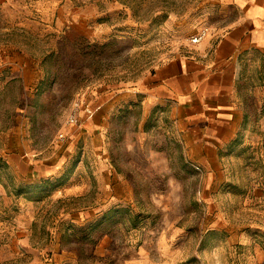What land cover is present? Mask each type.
Instances as JSON below:
<instances>
[{"label":"rangeland","instance_id":"1","mask_svg":"<svg viewBox=\"0 0 264 264\" xmlns=\"http://www.w3.org/2000/svg\"><path fill=\"white\" fill-rule=\"evenodd\" d=\"M243 2L0 0V264H264V52L210 153L135 91Z\"/></svg>","mask_w":264,"mask_h":264},{"label":"crops","instance_id":"2","mask_svg":"<svg viewBox=\"0 0 264 264\" xmlns=\"http://www.w3.org/2000/svg\"><path fill=\"white\" fill-rule=\"evenodd\" d=\"M238 9L236 22L213 46L160 64L135 89L150 104L170 109L178 128L194 140L191 145L205 153L233 139L242 122L241 53L250 48L264 52V0H244Z\"/></svg>","mask_w":264,"mask_h":264},{"label":"built area","instance_id":"3","mask_svg":"<svg viewBox=\"0 0 264 264\" xmlns=\"http://www.w3.org/2000/svg\"><path fill=\"white\" fill-rule=\"evenodd\" d=\"M207 36V31L202 30L200 31L195 37L192 38L191 43L192 44H200L202 43ZM85 113L88 117L93 115V109L90 106H86L85 104H81L80 102H74L69 116H68V123L77 125L80 121L81 114Z\"/></svg>","mask_w":264,"mask_h":264}]
</instances>
